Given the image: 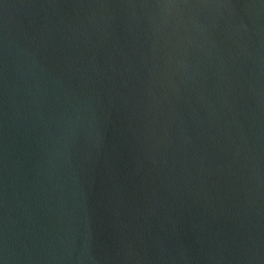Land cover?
<instances>
[{"label":"water","instance_id":"1","mask_svg":"<svg viewBox=\"0 0 264 264\" xmlns=\"http://www.w3.org/2000/svg\"><path fill=\"white\" fill-rule=\"evenodd\" d=\"M0 264H264V0H0Z\"/></svg>","mask_w":264,"mask_h":264}]
</instances>
